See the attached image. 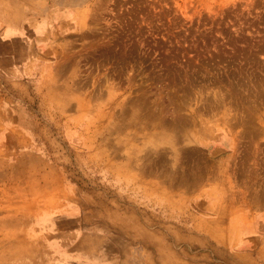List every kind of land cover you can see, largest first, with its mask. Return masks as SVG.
<instances>
[{
	"label": "rangeland",
	"instance_id": "374dc122",
	"mask_svg": "<svg viewBox=\"0 0 264 264\" xmlns=\"http://www.w3.org/2000/svg\"><path fill=\"white\" fill-rule=\"evenodd\" d=\"M0 264H264V0H0Z\"/></svg>",
	"mask_w": 264,
	"mask_h": 264
},
{
	"label": "bare ground",
	"instance_id": "6f19581e",
	"mask_svg": "<svg viewBox=\"0 0 264 264\" xmlns=\"http://www.w3.org/2000/svg\"><path fill=\"white\" fill-rule=\"evenodd\" d=\"M145 106V105H144ZM149 115V114H148Z\"/></svg>",
	"mask_w": 264,
	"mask_h": 264
}]
</instances>
